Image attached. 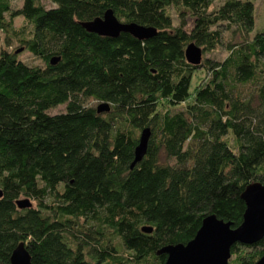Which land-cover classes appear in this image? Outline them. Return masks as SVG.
Returning <instances> with one entry per match:
<instances>
[{"label":"trees","instance_id":"16d2710c","mask_svg":"<svg viewBox=\"0 0 264 264\" xmlns=\"http://www.w3.org/2000/svg\"><path fill=\"white\" fill-rule=\"evenodd\" d=\"M47 1L0 0V264L19 242L31 264H164L159 250L189 241L204 216L237 227L241 192L264 184L254 1ZM106 9L156 33L83 27ZM17 16L30 30L13 25ZM190 42L199 65L184 56ZM218 50L223 57H204ZM102 102L109 109L98 112ZM144 128L145 153L131 165ZM21 198L31 206L19 208ZM230 254L233 264L255 262L264 235Z\"/></svg>","mask_w":264,"mask_h":264},{"label":"water","instance_id":"95a60500","mask_svg":"<svg viewBox=\"0 0 264 264\" xmlns=\"http://www.w3.org/2000/svg\"><path fill=\"white\" fill-rule=\"evenodd\" d=\"M82 25L88 31L110 37L126 32L138 39H146L156 33L155 28L151 26L117 19L111 9H106L102 16L85 21ZM201 54V49L193 42L188 43L184 49L186 60L194 65H199ZM55 61L56 59H51L52 63ZM108 109L109 105L105 102L96 105L98 112ZM149 135L148 128L141 130L131 165L145 153ZM240 197L244 201L245 208L242 221L237 227L232 228L229 222L217 218L214 214L204 216L189 241L184 244H168L159 250L166 255L164 264H231L228 258L230 247L235 242L250 244L258 241L264 235V184L259 181L247 184ZM16 204L19 208L31 206L28 198L17 199ZM142 230L150 232L151 228L145 226ZM9 264H31L30 255L23 242L17 243L13 248ZM248 264H264V255Z\"/></svg>","mask_w":264,"mask_h":264},{"label":"rangeland","instance_id":"374dc122","mask_svg":"<svg viewBox=\"0 0 264 264\" xmlns=\"http://www.w3.org/2000/svg\"><path fill=\"white\" fill-rule=\"evenodd\" d=\"M221 0H219L220 2ZM254 1V10H253V17H254V24H253V28L251 30V33L255 32L256 30L262 29L264 28V0H253ZM12 7H18L21 5L22 0H10ZM217 2V3H219ZM43 3L46 6H51L52 3L47 1V0H43ZM12 23L15 27H18L20 25H24L26 30H30V25L20 16L15 17L12 20ZM13 42H15V40L13 39ZM16 44V43H15ZM13 43V45H15ZM1 45V44H0ZM225 54V52L223 50H218V52L216 53H205L204 57H215V58H221L223 57ZM21 59L25 60L27 63H33V64H39L40 60L38 58H36L35 56H33L32 54L23 51L21 54ZM201 58H203V55L201 54ZM195 81L199 79V76L195 75ZM194 78L192 80V82L194 81ZM195 81L193 82V84L195 83ZM88 102H92L91 100H89ZM65 109V105L64 104H59L51 109H49V113H54V112H60L63 111ZM32 202V201H31ZM234 255L230 254V257L228 258V262L232 263Z\"/></svg>","mask_w":264,"mask_h":264}]
</instances>
